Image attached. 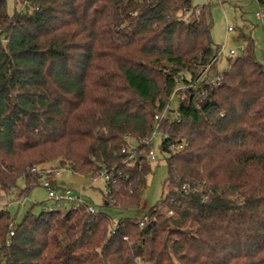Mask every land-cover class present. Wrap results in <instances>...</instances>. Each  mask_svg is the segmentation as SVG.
<instances>
[{"label": "trees", "instance_id": "trees-1", "mask_svg": "<svg viewBox=\"0 0 264 264\" xmlns=\"http://www.w3.org/2000/svg\"><path fill=\"white\" fill-rule=\"evenodd\" d=\"M20 1L10 13L0 0V264H264V66L254 40L211 80L221 50L207 5ZM175 93L178 117L159 127L166 194L141 218L81 206L15 222L7 205L38 185L33 164L106 172L104 205L138 208L152 172L144 140Z\"/></svg>", "mask_w": 264, "mask_h": 264}, {"label": "rangeland", "instance_id": "rangeland-1", "mask_svg": "<svg viewBox=\"0 0 264 264\" xmlns=\"http://www.w3.org/2000/svg\"><path fill=\"white\" fill-rule=\"evenodd\" d=\"M7 1L10 13H13L15 9L20 10L22 8L20 0L17 2L16 0ZM192 2L193 7L197 8V13L200 7L207 5L206 17L212 25V40L221 50L219 61L210 73L211 80H214L218 73L228 69L229 58H236L244 53L240 48L241 46L246 48L247 38L254 40L255 58L264 66V26L263 21L256 15V12L261 8L257 0H192ZM192 11L187 13V17L191 16ZM231 49L235 50V54L230 53ZM178 101L179 95L175 93L169 105L172 113L176 109ZM160 142V136H156L153 140L152 149L156 153V160L152 162V172L147 176V185L140 205L136 209L120 211L114 207H106L104 205L106 186L102 177L84 176L64 168L59 175L54 177V181L57 186L81 190L90 204L97 209L107 211L114 221L123 216L141 218L166 194L164 184L168 176V168L166 159L159 149ZM129 144L134 147L136 143L131 139ZM43 165L61 168L57 166L56 162L44 163ZM20 184L23 187V181H20ZM12 199L8 203L7 209L15 218L16 223L21 222L28 211L31 210L38 214L43 210L44 205H52L47 189L40 185L33 187L28 194L20 199L16 195L12 196Z\"/></svg>", "mask_w": 264, "mask_h": 264}, {"label": "built area", "instance_id": "built-area-1", "mask_svg": "<svg viewBox=\"0 0 264 264\" xmlns=\"http://www.w3.org/2000/svg\"><path fill=\"white\" fill-rule=\"evenodd\" d=\"M256 15L259 19L264 21V7L259 8V10L256 12ZM231 30V28H229ZM241 50L244 51V46H241ZM221 53V51H220ZM219 53V56H220ZM231 54H235V50H230ZM180 89V87H179ZM172 110L169 109V107H166L163 111L157 113L155 115L156 124L155 127L151 133L145 140L144 144L145 146L142 149V152H145L147 157L153 162L156 160V153L152 149L153 140L156 136H160L161 138L165 135L162 130L159 129L161 121L165 118H169V121H173L178 117V113H176L175 109L173 113ZM169 114H171L169 116ZM132 145L129 144L128 151L131 150ZM188 146V142L183 141L177 144H173L170 146V148L174 151H180L185 149ZM131 147V148H130ZM126 149H123L125 151ZM133 154H130L128 157L127 165H133ZM64 170V168H57L55 166H49V165H43V164H33L30 167V171L35 173L37 175V184L45 187L48 191L49 200L52 201V205H44L43 208L49 211H52L54 209H78L81 206H86L87 210L91 213H94L97 211V208L90 204L85 198L86 196L83 194L81 190H74L69 187H61L56 186L54 184V177L56 175H59L61 171ZM104 181L105 185L110 182L111 175L102 172L101 176ZM105 192H108V189L106 188ZM2 208V205H0V209ZM142 224V222H141ZM14 234V230L12 229L10 231V235Z\"/></svg>", "mask_w": 264, "mask_h": 264}, {"label": "crops", "instance_id": "crops-1", "mask_svg": "<svg viewBox=\"0 0 264 264\" xmlns=\"http://www.w3.org/2000/svg\"><path fill=\"white\" fill-rule=\"evenodd\" d=\"M54 184L56 185L55 181H54ZM57 186V185H56Z\"/></svg>", "mask_w": 264, "mask_h": 264}]
</instances>
